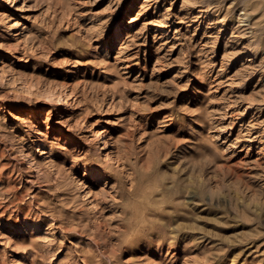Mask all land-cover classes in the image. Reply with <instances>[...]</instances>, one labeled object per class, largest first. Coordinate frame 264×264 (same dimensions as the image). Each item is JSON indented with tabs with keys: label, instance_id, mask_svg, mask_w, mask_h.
<instances>
[{
	"label": "rangeland",
	"instance_id": "374dc122",
	"mask_svg": "<svg viewBox=\"0 0 264 264\" xmlns=\"http://www.w3.org/2000/svg\"><path fill=\"white\" fill-rule=\"evenodd\" d=\"M0 264H264V0H0Z\"/></svg>",
	"mask_w": 264,
	"mask_h": 264
},
{
	"label": "bare ground",
	"instance_id": "6f19581e",
	"mask_svg": "<svg viewBox=\"0 0 264 264\" xmlns=\"http://www.w3.org/2000/svg\"><path fill=\"white\" fill-rule=\"evenodd\" d=\"M44 96H45V98H46L47 100H51V96H50L49 94H44ZM94 134L99 135L100 133L97 131V132H95Z\"/></svg>",
	"mask_w": 264,
	"mask_h": 264
}]
</instances>
